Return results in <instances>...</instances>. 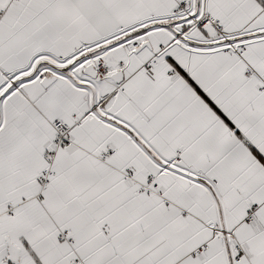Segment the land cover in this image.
<instances>
[{
  "label": "snow or ice",
  "instance_id": "6c2138e0",
  "mask_svg": "<svg viewBox=\"0 0 264 264\" xmlns=\"http://www.w3.org/2000/svg\"><path fill=\"white\" fill-rule=\"evenodd\" d=\"M0 264H264V0H0Z\"/></svg>",
  "mask_w": 264,
  "mask_h": 264
}]
</instances>
